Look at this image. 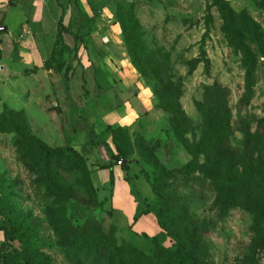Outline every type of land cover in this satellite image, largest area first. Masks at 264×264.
<instances>
[{
  "label": "rangeland",
  "instance_id": "1",
  "mask_svg": "<svg viewBox=\"0 0 264 264\" xmlns=\"http://www.w3.org/2000/svg\"><path fill=\"white\" fill-rule=\"evenodd\" d=\"M226 1L227 20L217 0H0V204L45 220L37 176L18 154L23 134L33 148L71 146L95 166L103 205L67 177L70 217L95 220L125 252L154 255L180 238L203 264H264V5ZM71 17L79 52L72 34L58 35ZM108 126L121 127L127 153L112 162L118 189L102 175L105 151L88 146ZM104 138L118 154L110 131ZM187 171L204 185L185 184ZM139 212H161L168 229L154 240L157 220L135 223ZM3 225L0 216V264L24 259ZM40 233L52 264L94 263L68 258L48 226Z\"/></svg>",
  "mask_w": 264,
  "mask_h": 264
},
{
  "label": "trees",
  "instance_id": "2",
  "mask_svg": "<svg viewBox=\"0 0 264 264\" xmlns=\"http://www.w3.org/2000/svg\"><path fill=\"white\" fill-rule=\"evenodd\" d=\"M222 3L224 10V18L231 17V8L226 0H217ZM264 5V0L260 3ZM77 23V22H76ZM75 24L71 17L68 27L63 26L60 21L58 35L64 41L63 32H69L75 39V51L79 52L78 42L80 40L79 33L70 29ZM202 60L209 66L207 53L202 45L201 48ZM1 58V53H0ZM196 65L193 64L190 73H193ZM166 112L175 113L174 109L164 107ZM177 113V110H176ZM9 117V123L11 122ZM14 124L16 121L12 118ZM121 127L114 128L108 126L104 132L97 133L92 130L89 140V145L92 147H103L109 157L110 163L103 168L110 170V182L112 186L115 184V175L113 171L114 162L121 161L120 157L127 155L122 136L118 132ZM111 132V141L118 154L112 149V146L104 138V133ZM19 135V131L15 133ZM18 154L25 169L31 176H37L34 183L35 192L38 194V199L42 203L45 210V220H40L30 212H15L6 203L0 204V216L4 219L2 230L4 231L5 239L9 243H18L21 248V253L25 258H14L12 263L2 262L1 264H52L51 257L45 254L42 249L45 245L41 243L43 236L41 230L45 225L52 231L55 240L64 249L66 256L75 262L80 260L94 261V263L103 264H160L163 262L161 251H165L168 258L172 259L173 264H203L195 257L196 249L193 246L194 242L189 239H176L175 248L165 249L158 248L153 254H147L144 251L138 250L136 247L127 246V252L118 245L116 236H107L101 225L95 220H87L85 222L75 221L70 217L69 207L67 205L73 197H66L68 194H73L76 189L65 190L64 184L67 183V177L78 176L81 179L83 192L89 196V202L93 204L103 205L97 200V189L93 183L92 172L88 168L85 157L73 147L67 146L59 148L58 151L47 149H36L30 146L29 142L22 134L19 136ZM186 147L191 148L187 142H184ZM64 162H71V169H64ZM122 162V161H121ZM186 178L185 184L192 180L197 185H204V181L200 177H195L190 171L182 174ZM125 181L128 182L127 177ZM223 181L219 182V187ZM37 188V189H36ZM44 189V192H41ZM69 191V192H68ZM68 193V194H67ZM111 212V211H110ZM150 214L149 212H139L135 215L134 222ZM156 220L162 231L156 234L153 239L160 237L163 231L167 230L166 223L163 221L161 212L155 213ZM113 230V229H112ZM160 251V252H159ZM93 263V264H94ZM248 264H256L251 261Z\"/></svg>",
  "mask_w": 264,
  "mask_h": 264
},
{
  "label": "crops",
  "instance_id": "3",
  "mask_svg": "<svg viewBox=\"0 0 264 264\" xmlns=\"http://www.w3.org/2000/svg\"><path fill=\"white\" fill-rule=\"evenodd\" d=\"M88 146H90L89 144H88ZM91 147V150H93V151H96V152H100L101 150H104L105 151V153H106V150H105V148H103V147H92V146H90ZM79 152V151H78ZM81 152V151H80ZM84 156V155H83ZM101 156H103L102 155V153H101ZM87 158V157H86ZM104 158L106 159V160H108V155H107V153L104 155ZM88 159V158H87ZM104 160V159H103ZM88 163L90 164V165H92V163H91V161L89 162V160H88ZM110 163V160H109V162L108 163H104V164H101L102 166H107L108 164ZM89 169L91 170V172H92V179H93V182H95V179L97 178V176H98V172L99 171H97L96 169H95V166L94 165H92V168H90V166H89ZM114 169V168H113ZM116 172V173H115ZM114 174H116L115 176H116V178H117V180H116V187H117V189H118V184L119 183H121L122 181L121 180H119L118 179V175H117V171L114 169ZM102 175H103V177H104V179L105 180H109L110 179V170L109 169H103V171H102ZM124 184V183H123ZM127 186V185H126ZM96 187V186H95ZM128 192V196H129V199L127 200L130 204H131V206H132V211L130 212L129 211V213H127L126 212V207L123 205L122 207V209H124V211H125V213L127 214V215H130V214H132L133 213V211L135 210V203L132 201V199H131V195H130V193H129V191H127ZM115 203H116V197H115ZM134 206V207H133ZM144 216H149V217H152L153 218V220H156V218L155 217H153L151 214H148V215H144ZM143 217V216H142ZM141 217V218H142ZM140 218V219H141ZM139 219V220H140ZM139 222V221H138ZM138 222H136V223H138ZM160 228V227H159ZM161 229V228H160ZM159 229V231L157 232V233H155V234H153L152 232L150 233V232H147V233H149V234H153V235H156V234H158L161 230ZM146 231H144V233H145Z\"/></svg>",
  "mask_w": 264,
  "mask_h": 264
},
{
  "label": "built area",
  "instance_id": "4",
  "mask_svg": "<svg viewBox=\"0 0 264 264\" xmlns=\"http://www.w3.org/2000/svg\"><path fill=\"white\" fill-rule=\"evenodd\" d=\"M122 162L121 161H119V164H121Z\"/></svg>",
  "mask_w": 264,
  "mask_h": 264
}]
</instances>
